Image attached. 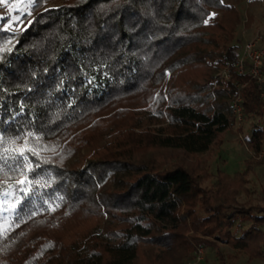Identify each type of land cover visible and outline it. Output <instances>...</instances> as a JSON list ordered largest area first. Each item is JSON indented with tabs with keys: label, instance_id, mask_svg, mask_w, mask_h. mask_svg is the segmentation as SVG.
I'll return each instance as SVG.
<instances>
[{
	"label": "trees",
	"instance_id": "1",
	"mask_svg": "<svg viewBox=\"0 0 264 264\" xmlns=\"http://www.w3.org/2000/svg\"><path fill=\"white\" fill-rule=\"evenodd\" d=\"M27 3L0 17V190L27 189L0 231V264H137L199 247L221 264L264 260V206L238 200L242 175L219 170L208 185L205 169L141 158L223 143L239 94L246 119L264 116L255 80L233 67L240 7ZM248 145L264 147L263 125Z\"/></svg>",
	"mask_w": 264,
	"mask_h": 264
},
{
	"label": "rangeland",
	"instance_id": "2",
	"mask_svg": "<svg viewBox=\"0 0 264 264\" xmlns=\"http://www.w3.org/2000/svg\"><path fill=\"white\" fill-rule=\"evenodd\" d=\"M226 1L236 3L241 9L242 15L238 32L242 39V47L247 41L260 35L261 46L264 48V0ZM25 2H29V0H6V3L0 4V17H10L11 20H16L17 17L14 13ZM256 123L264 126V116L257 119L245 118L242 123L235 122L224 133L223 143L217 142L207 153L198 157L190 156L181 150H162L148 153L141 158L153 166L165 167L184 164L194 170L205 169L208 176L204 183L208 185L216 179L215 174L219 170L231 176L242 175L240 188L238 187L239 189L236 191L238 200L264 206V164L259 160L263 147L254 152L248 145L249 136ZM25 191L27 189L24 181L0 190V231L9 226L10 217L22 200ZM201 248L199 247L189 257L182 253L158 257L155 256L157 252L151 250L148 252V260L141 259L137 264H221L216 253L209 248H203V259L199 260ZM236 264H264V260L249 261L247 258H242Z\"/></svg>",
	"mask_w": 264,
	"mask_h": 264
},
{
	"label": "built area",
	"instance_id": "3",
	"mask_svg": "<svg viewBox=\"0 0 264 264\" xmlns=\"http://www.w3.org/2000/svg\"><path fill=\"white\" fill-rule=\"evenodd\" d=\"M233 67L239 74H249L255 80L260 93L264 95V48L261 46L260 35H256L255 38L244 44L241 55L233 64ZM220 74L223 80L229 81L231 79L229 69L222 70ZM242 102V95L239 94L231 104L235 120L239 123H242L245 119V111ZM259 160L264 164V147L260 152ZM202 253L203 248L199 251V260L203 259Z\"/></svg>",
	"mask_w": 264,
	"mask_h": 264
},
{
	"label": "snow or ice",
	"instance_id": "4",
	"mask_svg": "<svg viewBox=\"0 0 264 264\" xmlns=\"http://www.w3.org/2000/svg\"><path fill=\"white\" fill-rule=\"evenodd\" d=\"M6 3V0H0V4ZM29 3H35V0H29Z\"/></svg>",
	"mask_w": 264,
	"mask_h": 264
}]
</instances>
